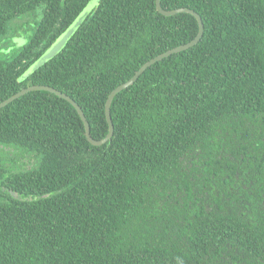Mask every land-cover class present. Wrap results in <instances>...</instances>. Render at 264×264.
<instances>
[{"label": "trees", "instance_id": "1", "mask_svg": "<svg viewBox=\"0 0 264 264\" xmlns=\"http://www.w3.org/2000/svg\"><path fill=\"white\" fill-rule=\"evenodd\" d=\"M88 2L0 0V41L15 19L40 16L0 58V103L52 87L101 140L109 93L190 42L198 23L159 14L155 0H99L22 78ZM160 4L197 13L202 37L114 97L108 142L91 145L75 109L49 92L0 109V264H264V0Z\"/></svg>", "mask_w": 264, "mask_h": 264}, {"label": "water", "instance_id": "2", "mask_svg": "<svg viewBox=\"0 0 264 264\" xmlns=\"http://www.w3.org/2000/svg\"><path fill=\"white\" fill-rule=\"evenodd\" d=\"M99 0H89V2L87 3V5L83 8V10L80 12V14L77 16V18L71 23V25L67 28V30L60 36L58 41L60 42V45H56V46H52L49 50L47 49L45 51V53L39 57L26 71L25 73L22 75V78L27 77L28 75H30L32 72H34L37 68H39L41 65H43L45 62H47L48 60L52 59L54 56H56L62 49L63 47L66 45V43L68 42V40L70 39V37L72 36V34L77 30V28L81 25V23L85 20V18L87 17V15L91 12V10L98 4ZM155 7L157 12H159V14L165 16V17H170V16H175L177 14H181V13H186V14H190L192 15L197 23H198V31L196 36L188 43L180 45L178 47L172 48L166 52H163L155 57H153L152 59L148 60L147 62H145L138 70L137 72L126 82L120 84L119 86H117L115 89H113L109 95L107 96V99L105 101V106H104V114H105V120L107 122L108 125V133L106 134V136L101 139V140H94L91 136H90V129H89V125L88 122L86 121L83 112L81 111L80 107L74 102V100H72L70 97H68L67 95H65L64 93L49 87V86H44V85H34V86H29L26 87L22 90H20L19 92L13 94L12 96H10L9 98H7L6 100L2 101L0 103V109L5 107L7 104H9L10 102L14 101L15 99H18L19 97L29 93V92H33V91H45V92H49L51 94H54L55 96L65 100L66 102H68L76 111V113L78 114L80 120L83 123L84 126V135L85 138L87 139V141L94 146H100L106 142H108L113 134V125H112V121H111V116H110V106L111 103L114 99V97L120 93L121 91L125 90L126 88H128L129 86H131L132 84H134V82L137 80V78L152 64H154L155 62H158L160 60H162L163 58H166L172 54L175 53H179L182 51H185L187 49H189L190 47H193L195 44H197L199 42V40L202 37L203 34V24L202 21L200 19V17L198 16L197 13H195L194 11L187 9V8H178V9H173V10H164L161 8V4H160V0H155ZM55 43V42H54ZM47 57V59H46ZM40 59H42V64L36 66L37 61H39Z\"/></svg>", "mask_w": 264, "mask_h": 264}, {"label": "rangeland", "instance_id": "3", "mask_svg": "<svg viewBox=\"0 0 264 264\" xmlns=\"http://www.w3.org/2000/svg\"><path fill=\"white\" fill-rule=\"evenodd\" d=\"M39 18L40 16L39 14H37L36 17L20 16L19 18H17V20H21L19 22L15 19V21L12 23L14 25L13 28L8 27L6 36L0 41V58H5L6 53L25 44L29 40L30 36L33 33V28L36 22L39 21ZM59 38L53 44L54 46L60 45L61 41H58ZM42 63V59H40L39 61H37L36 66Z\"/></svg>", "mask_w": 264, "mask_h": 264}, {"label": "flooded vegetation", "instance_id": "4", "mask_svg": "<svg viewBox=\"0 0 264 264\" xmlns=\"http://www.w3.org/2000/svg\"><path fill=\"white\" fill-rule=\"evenodd\" d=\"M5 58H3V59H5ZM17 153L18 152L16 151L15 154H17ZM15 154L14 153L10 154V157L12 158V160H14V162L17 164V166L22 167V168H29L33 165V163H34L33 158L28 157V155H26L25 153L13 156ZM5 164H6V168H8V162H5Z\"/></svg>", "mask_w": 264, "mask_h": 264}]
</instances>
